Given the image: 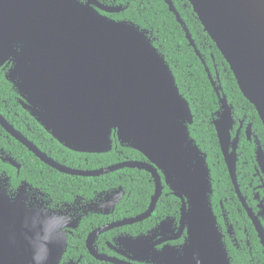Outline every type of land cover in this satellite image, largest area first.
<instances>
[{
  "label": "water",
  "instance_id": "obj_1",
  "mask_svg": "<svg viewBox=\"0 0 264 264\" xmlns=\"http://www.w3.org/2000/svg\"><path fill=\"white\" fill-rule=\"evenodd\" d=\"M188 1L264 124V0ZM165 2L183 26L218 95L220 108L214 124L220 146L236 191L256 222L238 182L241 127L234 136L235 107L215 81L173 0ZM124 8L98 0L96 4L91 0H0V69L12 63L6 78L23 97V106L61 144L82 153H105L113 149L115 133L123 146L142 152L147 160L93 170L71 168L47 156L1 112L0 124L63 173L97 177L126 167L148 171L155 182L148 209L111 226L148 218L164 183L170 187L181 199L179 221L167 217L148 234L121 237L119 245L125 251L120 253L155 264H232L212 204L208 155L191 134V105L150 31L101 12L119 13ZM246 133L256 143L257 161L264 170L262 142L251 124ZM2 158L20 168L4 151ZM11 179L7 172H0V264H60L68 244L65 219L29 202L27 181L11 189ZM113 193L116 204L122 186ZM108 228L88 238L95 256V237ZM184 234L183 243L169 242Z\"/></svg>",
  "mask_w": 264,
  "mask_h": 264
},
{
  "label": "trees",
  "instance_id": "obj_2",
  "mask_svg": "<svg viewBox=\"0 0 264 264\" xmlns=\"http://www.w3.org/2000/svg\"><path fill=\"white\" fill-rule=\"evenodd\" d=\"M116 4H121L125 9L119 13L110 14L115 19H127L136 22L142 28L149 29L152 37L155 39L154 44L163 53L170 64L177 79L181 93L189 101L192 112L194 114V123L190 126L191 134L195 138L198 145L208 155V163L212 170L214 181V197L215 206L218 205L220 199L228 197L232 202L233 211L237 208L234 185L230 177L227 165L221 151L218 134L214 124L216 112L219 109L218 96L206 71L200 57L195 49L191 46L186 38L183 26L178 22L176 15L170 11L165 0H114ZM113 2V3H114ZM177 10L186 22L187 27L192 33L196 44L207 60V65L213 74L216 70L220 73L221 85L229 100L236 107V118L241 119L245 115L247 121L253 123L255 132L260 137L264 146V124L260 118L256 107L245 97L238 81L231 70V67L222 52L217 47L211 36L205 31L199 17L194 12L188 0H173ZM0 111L6 118L17 128L20 116L26 115L30 118V125L34 129L38 128L37 133H44L49 143L53 146L54 151L67 159V164L73 165L77 156L84 155L71 151L62 146L56 139L49 135L45 129L24 110L16 99V93L12 88V84L6 79L3 68L0 70ZM19 115V117H18ZM0 148H4L16 158L29 155L28 149L25 148L18 140L7 133L0 125ZM240 161L238 164V174L240 183L244 174L249 169H253L252 160L254 159L255 144L250 142L247 137L242 134L240 144ZM89 158L85 167H102L112 163H118L127 159H144L142 153L135 149L121 146L115 138L114 149L105 154L86 155ZM248 161L245 172L243 171L244 162ZM23 165L21 177H28L34 180L39 177L38 169L29 162ZM74 166V165H73ZM6 171L13 177V185L19 183L17 170L10 164L4 163L0 158V172ZM253 172V171H252ZM55 180L60 177L78 181L65 174H57ZM99 182L105 187H114L124 184L128 191H131L126 201V207L129 214H135L143 211L148 207L151 196L154 193V183L151 181V175L139 169L125 168L107 175L101 176ZM244 188V186L242 185ZM242 188V189H243ZM166 187L163 196L158 202L157 209L153 215V219L146 221L142 230L148 229L157 219L164 218L171 214H179L180 199L169 192Z\"/></svg>",
  "mask_w": 264,
  "mask_h": 264
},
{
  "label": "flooded vegetation",
  "instance_id": "obj_3",
  "mask_svg": "<svg viewBox=\"0 0 264 264\" xmlns=\"http://www.w3.org/2000/svg\"><path fill=\"white\" fill-rule=\"evenodd\" d=\"M82 1L88 2L89 0H82ZM91 1L95 2L96 4V0H91ZM98 1L105 5H121V4H116L114 0H98ZM101 12L109 16L110 14H112V13H106L103 10H101ZM150 35L151 36L153 35L151 31H150ZM11 65L12 63H9V64L6 63L5 65L1 67V69L3 68L5 72V77ZM217 72L218 70H216L215 74L213 73L212 74L215 78V81L217 80L218 83L221 84L220 73L218 72L219 73V80H218ZM10 83L12 84V88L14 92L16 93V99L18 100V103L24 108L26 112H28L31 115V117H33L37 121V119L31 114V112L28 111L23 106L21 102L23 97L18 91L14 89V84L12 82ZM219 108H220V104H219ZM1 114L6 118V116L2 112ZM216 117H217V114H216ZM234 118L236 119L235 128L233 130L234 136L237 134L238 129L241 127L240 143H239V148H238L239 160L237 163V174H238V164L240 161L239 149H240L242 134H244L250 142H253L255 144L254 159L252 160V165L254 168L249 169L248 172L244 174V177L241 183L239 181V174H238V182L240 185L241 193L245 197L248 206L253 209L254 215L256 216L255 218H256L257 223L250 216L244 204L242 203L236 191L235 186H234V191H235V197L237 201V208L235 209V211L232 210L234 207V204H233V201L235 200L234 198H232V202H229L228 197L220 199L218 202V205L215 206L214 201H213L215 189H214V181H213L212 170H211L213 189H214L213 194H212V204H213L214 212L218 218V224H219L220 230L222 231L224 235L223 239H224L226 248L228 250L230 259L232 261V264H264V170L262 169L261 165L257 161L256 143L254 139L250 140L246 133L248 125L251 124L253 128V123L247 121L246 115L241 119L236 118V107L234 110ZM18 126L19 128H17L16 126L15 128L19 130L22 134H24L30 141H32L47 156L71 168L82 169V170H93V169L101 168V167H94V168L85 167L89 161V158L86 155L105 154V153L111 152L114 149L113 147L111 151L105 152V153H82V152L74 151L66 147L65 145L61 144L56 138L53 137L51 133H49L41 125L45 129V131L49 133V135L52 136L54 139H56L62 146L76 153L84 154V155L77 156V158L73 162H71L74 165L73 166V165L67 164L66 163L67 159L62 158L61 155H59L58 153L54 151L53 146L49 143L48 138L44 133L42 132L37 133L36 131L38 130V128L34 127L33 129L31 127L30 118L28 116L26 115L20 116L18 120ZM2 128L7 133H9L3 126ZM253 132L256 135H258L255 132L254 128H253ZM115 138L117 139L118 143L121 146H123L119 142L118 138L116 137L114 133V136H113L114 144H115ZM21 144L25 148L28 149L29 155L22 156L20 154V159H18L15 156H13L12 153L7 152L4 148H0V158L3 161L2 151H4L5 155H10L14 157L20 165V168H19L17 166H13L12 164L8 162L3 161L4 163L10 164L17 170V177L19 179V183L18 185L14 186L12 182L13 177L10 175L12 177L11 185H10L11 189H14V190L18 189L24 181H27L29 185L28 187L29 202L36 204V206H42L50 212L57 213L65 219V224L67 226L64 228V230L66 231L67 236H68V244H67L66 252L60 264H155V263H148L142 260H134L128 257L126 254L120 253L121 250L125 251L124 248H120L119 244L122 243L120 238L137 236L139 234H148L152 230H154L162 220H164L167 217H176L177 220L179 221L180 213H181V199L180 198H179L180 199L179 214H171L164 218L157 219L153 225H151L148 229L144 231L142 230L143 226L145 225L146 221L150 220L153 217L157 209V206L154 212L148 218L142 221L129 223V224H119L117 226H111L116 223H121L128 218H134L144 213L148 209L151 201L148 204V207L144 209L143 211H140L135 214H129L128 212L129 209L126 207V201L128 199L127 197L130 196L131 191H128L124 184H120L114 187H105L99 182L98 178H100L103 175H107L109 173L103 174L97 177L96 176H79V175L63 173L59 171L58 169L52 167L51 165L47 164L44 160H42V158L37 156L31 150H29V148L26 147L23 143ZM123 147L134 149L128 146H123ZM143 156H144V159H127V160H136V161L147 160L144 154ZM127 160H124V161H127ZM27 162H29L31 165L33 164L38 169V172H39L38 178L34 180H30L28 177L26 178L21 177V170L23 168V165L27 166L26 165ZM120 162H123V161H120ZM112 164H115V163H112ZM249 164L250 163L248 161L244 162V166H243L244 172H245L247 165ZM102 167H106V166H102ZM126 168L136 169V168H130V167H126ZM119 170H122V169H119ZM139 170H144V169H139ZM3 172H6V171H3ZM112 172H115V171H112ZM58 173L65 174V175L67 174L79 180L74 182V181H71L70 179H66L63 177H60L59 180H55L54 176H58L57 175ZM151 181H153L154 183V193H155V182L152 178V175H151ZM164 185L165 187H164L163 194L165 192L166 187H168L169 192L173 194L170 187L166 185L165 183ZM242 185L244 186V188L242 187ZM120 186H122L121 198L116 204H113V201L115 199L113 190H115L116 188H119ZM169 192L166 194L169 195ZM154 193L152 194V196L154 195ZM108 226H110V228L101 231L99 234H97V237H95V240L92 244L93 248L96 250V256H95L92 253L91 246L88 243V238L90 237V235L95 233L96 230H99L101 228L108 227ZM184 240H185V234L182 237L178 239L170 240L169 242L174 245H178V244L183 243ZM165 244H166L165 242L162 244H159L158 248H162ZM101 256L103 258H101ZM114 260H118V261H114Z\"/></svg>",
  "mask_w": 264,
  "mask_h": 264
}]
</instances>
